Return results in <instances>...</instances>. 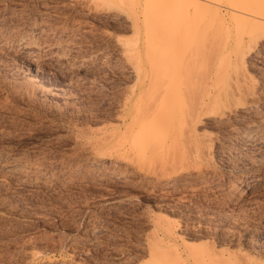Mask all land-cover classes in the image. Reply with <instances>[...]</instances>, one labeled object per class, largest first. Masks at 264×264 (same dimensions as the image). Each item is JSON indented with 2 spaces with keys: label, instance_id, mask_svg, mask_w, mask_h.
I'll return each instance as SVG.
<instances>
[{
  "label": "rangeland",
  "instance_id": "rangeland-1",
  "mask_svg": "<svg viewBox=\"0 0 264 264\" xmlns=\"http://www.w3.org/2000/svg\"><path fill=\"white\" fill-rule=\"evenodd\" d=\"M170 3L0 0V161L19 167L10 177L0 169V264H264L263 147L242 145L207 119L197 132L210 160L188 159L173 182L146 166L161 178L145 180L92 152L100 134L117 128L127 92L142 81L141 95L148 90L149 67L162 55L146 58V30L161 18L165 24L179 5L189 11L187 1ZM235 21L226 17L233 38L264 33ZM182 50L181 68L189 55ZM173 59L172 81L184 91L189 67L180 71ZM244 70L260 98L246 121H264V50ZM36 167L43 179L19 185Z\"/></svg>",
  "mask_w": 264,
  "mask_h": 264
},
{
  "label": "bare ground",
  "instance_id": "bare-ground-1",
  "mask_svg": "<svg viewBox=\"0 0 264 264\" xmlns=\"http://www.w3.org/2000/svg\"><path fill=\"white\" fill-rule=\"evenodd\" d=\"M176 1H185V3L187 1L189 11L188 7L182 9L183 7L179 5L176 9L178 12L175 11L176 16L173 12L174 17H169L170 14L166 15L168 18L163 17L167 23L164 24L162 18L158 23L160 18L156 17L158 25L151 21L154 26L146 30V37L148 35L147 39L146 37L144 39L146 40L144 52L148 54L146 58L155 53L162 55L159 63L154 62L149 67L152 71L149 72L151 76L149 80L152 83L148 81L149 84L151 83V85L147 83L146 90L147 88L148 90L146 93L144 90L142 92L144 94L141 95V90L145 87V82L141 80V84L137 85L138 91L135 89L128 91L116 107L117 128L102 133L103 135L100 134L102 137L95 141L97 147L92 141L90 143L95 148L88 145L93 147L92 152L99 161L107 159L111 165L123 164L141 174L145 180L153 182L159 175L157 177L156 172L155 174L145 172L144 166L161 170L165 180L173 182L183 174L182 165L188 159L190 161L196 158L202 162L210 160L212 154L208 148L209 144L204 142L205 136L197 132L198 126L203 125L207 119L212 120L216 125H225L242 145L264 148V121L258 119L246 121L255 114L260 98L253 80L244 70L245 66L249 65L251 60L258 58L264 50V33H260L262 30L259 33L246 30L237 32L234 39L229 28L231 23H226L227 17L230 21L236 20V23L244 21L256 27L264 26V0H226L225 4L220 0H159V2L156 0V3H159L158 7L160 4L169 5L170 2ZM211 10L216 16L219 15L218 19L209 17L211 15H208L207 11ZM187 19L189 23L185 27ZM253 27L251 30H254ZM182 49L184 53L187 52L185 49L189 50V55L185 54L189 58L184 56L187 59H183L184 62L186 61L184 66L189 67V82L187 80L185 82L189 84L183 86L184 81H182L183 85H181L184 91L176 89L180 88L177 86L179 84H176L178 79L173 78L174 68L177 66L174 61L172 62L173 58L181 61ZM175 53L177 56L173 57ZM135 54L131 66L136 74L134 75L137 76L142 59L140 52L136 51ZM181 62H177L180 64L178 65L180 71L185 68L183 64L181 68ZM173 63L175 65L172 71L173 69L174 71L171 72L170 64ZM52 64L59 65L56 61ZM136 78L140 81L139 76ZM172 79L176 82L174 83ZM184 103L186 106L181 118L178 122L172 120L168 125V119H171L172 114ZM238 120L245 121L236 126ZM166 150L168 153L171 151L170 154L173 155L168 156ZM5 164L0 161V169L9 172V177L12 173L19 172L16 163ZM185 166L184 168L187 169ZM33 170L34 174L29 175L28 171V177L20 181L19 185L28 186L36 180L43 179L38 168ZM165 232L167 235H174L171 229H166ZM152 250L151 247L150 251ZM36 255L33 253L31 257L35 258Z\"/></svg>",
  "mask_w": 264,
  "mask_h": 264
}]
</instances>
